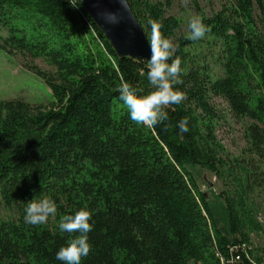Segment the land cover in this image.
Segmentation results:
<instances>
[{
    "label": "trees",
    "instance_id": "obj_1",
    "mask_svg": "<svg viewBox=\"0 0 264 264\" xmlns=\"http://www.w3.org/2000/svg\"><path fill=\"white\" fill-rule=\"evenodd\" d=\"M150 40V21L181 60L179 104L155 126L129 118L118 100L123 82L146 94L149 61L118 57L80 0H0V51L43 59L51 72L27 69L53 101L0 102V197L17 219L0 221V264H62L55 252L76 233L60 220L90 211L89 253L81 264H264V215L253 208L264 192V0H225L200 40L176 39L180 21L163 4L127 0ZM203 49H206L203 53ZM223 75L213 79L210 64ZM222 99L247 129L250 162L224 158L216 135ZM188 118L189 131L177 122ZM197 167L229 189L220 194L228 233L188 170ZM47 197L56 225L24 222L26 202ZM262 218V219H261Z\"/></svg>",
    "mask_w": 264,
    "mask_h": 264
},
{
    "label": "rangeland",
    "instance_id": "obj_2",
    "mask_svg": "<svg viewBox=\"0 0 264 264\" xmlns=\"http://www.w3.org/2000/svg\"><path fill=\"white\" fill-rule=\"evenodd\" d=\"M154 4H163L169 16L180 21V28L176 32V39L182 36H190L188 23L194 16L200 19L202 16H212L222 9L225 0H149ZM145 29V27H144ZM0 36L6 37L7 33L0 28ZM207 51L203 49V53ZM27 65L37 66L40 69L51 72L43 59L26 60L22 56H11L5 51H0V102L9 100H24L31 105L48 106L53 101V96L45 82L32 71ZM212 78L216 79L223 75L220 65L212 62L210 64ZM214 103L221 113V119L216 125V135L224 147L223 158L230 164L237 159L250 162L249 147L247 142V129L251 121L245 118H236L222 99H214ZM188 170L196 179L201 191L206 194L209 204L215 214L219 227L228 233V218L225 205L220 198L223 191H227L230 185L221 182L211 173L200 168L190 167ZM253 208L264 215V192L256 193L252 199ZM17 214L14 210L7 209L0 197V221H14ZM262 219V218H261ZM45 224L50 227L56 225V212L51 214ZM253 248L264 247V234L253 233L251 235Z\"/></svg>",
    "mask_w": 264,
    "mask_h": 264
},
{
    "label": "clouds",
    "instance_id": "obj_3",
    "mask_svg": "<svg viewBox=\"0 0 264 264\" xmlns=\"http://www.w3.org/2000/svg\"><path fill=\"white\" fill-rule=\"evenodd\" d=\"M120 2L122 6L125 4V0ZM98 15L106 24L120 22L119 15L113 11L103 10ZM149 23L151 55L146 79L151 90L142 94L129 83L123 82L119 87L118 100L125 106L132 121L146 126H155L168 120V114L164 109L170 104H179L184 94L175 87L180 83L181 60L177 56L169 62L173 52L171 40L161 34V25L158 21L152 20ZM188 28L190 29L188 38L194 41L202 39L208 31L207 25L198 16L190 19ZM177 127L180 133L188 132V118H181L177 122ZM25 204L23 219L30 225L44 224L56 211L55 202L47 197L35 196ZM90 219V211L81 207L75 213L66 215L60 220L58 227L61 231L76 233V235L55 252L57 261L62 264H81L82 257H86L90 250L87 235L92 227Z\"/></svg>",
    "mask_w": 264,
    "mask_h": 264
},
{
    "label": "water",
    "instance_id": "obj_4",
    "mask_svg": "<svg viewBox=\"0 0 264 264\" xmlns=\"http://www.w3.org/2000/svg\"><path fill=\"white\" fill-rule=\"evenodd\" d=\"M80 3L118 57L149 61L151 52L148 36L127 0L123 6L120 0H80ZM103 10L116 12L120 22L106 24L98 15Z\"/></svg>",
    "mask_w": 264,
    "mask_h": 264
}]
</instances>
